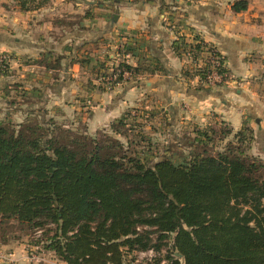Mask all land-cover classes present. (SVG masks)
I'll use <instances>...</instances> for the list:
<instances>
[{
	"label": "trees",
	"instance_id": "16d2710c",
	"mask_svg": "<svg viewBox=\"0 0 264 264\" xmlns=\"http://www.w3.org/2000/svg\"><path fill=\"white\" fill-rule=\"evenodd\" d=\"M14 1L21 10L47 2ZM247 5L235 0L231 9ZM61 59L44 66L60 68ZM117 69L141 72L124 62L93 72L100 78ZM184 73L202 80L205 70ZM78 128L51 118L0 121V246L16 225L47 234L43 247L66 264H131L129 256L148 248L159 254L152 264H264V162L244 152L241 130L220 150L204 146L178 163L163 157L148 164L119 139ZM110 129L126 137L115 123Z\"/></svg>",
	"mask_w": 264,
	"mask_h": 264
},
{
	"label": "crops",
	"instance_id": "0c3cea01",
	"mask_svg": "<svg viewBox=\"0 0 264 264\" xmlns=\"http://www.w3.org/2000/svg\"><path fill=\"white\" fill-rule=\"evenodd\" d=\"M233 1L47 0L21 10L14 0H0V53L12 57L9 74L0 75V112L8 121L36 115L93 135L132 108H156L168 124L165 142L178 139L189 121L219 120L234 131L247 124L264 162V0H249L240 12L231 9ZM206 44L225 61L224 82L213 87L184 73L201 58L183 52ZM55 55L60 68H45ZM120 62L141 72L101 89L93 71ZM19 91L25 99L16 105L8 95ZM0 249L14 264H66L39 262L23 243Z\"/></svg>",
	"mask_w": 264,
	"mask_h": 264
},
{
	"label": "rangeland",
	"instance_id": "374dc122",
	"mask_svg": "<svg viewBox=\"0 0 264 264\" xmlns=\"http://www.w3.org/2000/svg\"><path fill=\"white\" fill-rule=\"evenodd\" d=\"M247 1L249 2V0ZM2 53L5 52H1L0 54ZM5 54H7L8 57V53ZM11 59L12 57L8 58V64ZM26 62L31 64L32 61L28 60ZM9 66L7 69L1 71L3 73L0 75H8ZM10 95H14L11 100H13L16 105L22 103L23 99H25V95L22 93V91H19V93H10L8 96ZM149 110L141 112L140 109L132 108V111L126 113L129 115H125L123 117L124 124H122V122H118V119L116 122H114L116 128L120 131H123L126 134V137L117 134L111 129L100 130L97 134V137L104 141L105 138L102 137V135L103 133H106L114 138L119 139L122 142L124 149L127 147L129 151L137 155L148 164H152L155 160L161 159L163 157L172 160L174 163H178L185 157L189 156V154L201 151L204 146L211 151H216L223 148L227 142H236L237 138L235 132L241 130V136L246 140V143H243L244 152L258 159V151L261 150L258 149L257 137L255 136V131L247 124H244V126H242L240 129L236 131L233 130L232 132L228 129L227 125L220 123L219 120H206L200 124L189 121L186 126L183 125L180 128L178 132V139L172 141L168 140L165 142L163 135L168 124L162 120V115L159 114V109L152 108ZM5 112L6 111L0 112V121H5ZM133 116H135V118ZM14 119L17 120V118ZM27 119L34 121V119L38 120V117L36 115H28ZM9 121L11 122V120ZM54 122H57V124L63 123L57 120ZM64 124L68 126V124ZM77 129L79 130V128ZM71 130L76 131V127L71 128ZM78 130L77 132H80ZM197 130L204 131L203 133L198 134ZM128 142H130L129 145H127ZM248 144H250L249 147ZM259 146L261 148L262 145L259 143ZM6 234H8L7 236L9 237L7 244L11 245L23 243L26 248L25 253L29 257L36 259L38 258L39 262H61V260L52 251L43 247L44 243L46 242L45 237L47 234L41 235L39 231L23 230L16 225L6 228ZM171 239V236L166 239V241H168V245L162 246V250L160 251L161 256L164 254V250L166 248H170ZM132 256L128 257V260H131L129 261L131 264L132 262H134L133 264H152L153 262V259L149 258L148 255H135L136 260L135 258L132 259Z\"/></svg>",
	"mask_w": 264,
	"mask_h": 264
},
{
	"label": "built area",
	"instance_id": "2783aa9c",
	"mask_svg": "<svg viewBox=\"0 0 264 264\" xmlns=\"http://www.w3.org/2000/svg\"><path fill=\"white\" fill-rule=\"evenodd\" d=\"M183 53L190 57V59H193L195 56H200L201 59L197 62L195 67L196 69L203 68L205 70V75L202 79L203 84L208 87H213L224 82L226 76V72L224 71L225 61L222 52L217 46L206 44L201 52L189 48ZM7 60L8 58L4 53L0 54V71L8 68L9 64ZM117 66L118 65L113 68L115 69ZM119 75L124 79L131 76V71L117 69L112 75L107 74L104 77H100L99 81L109 83L114 81ZM135 255H148L149 258L154 260V258L158 256V253L153 248H148L146 250L135 252ZM133 263L134 262H132V264ZM0 264H14L13 256L6 251L0 250Z\"/></svg>",
	"mask_w": 264,
	"mask_h": 264
},
{
	"label": "water",
	"instance_id": "95a60500",
	"mask_svg": "<svg viewBox=\"0 0 264 264\" xmlns=\"http://www.w3.org/2000/svg\"><path fill=\"white\" fill-rule=\"evenodd\" d=\"M175 254H176L177 256H180V254H179V253H177V252H176Z\"/></svg>",
	"mask_w": 264,
	"mask_h": 264
}]
</instances>
